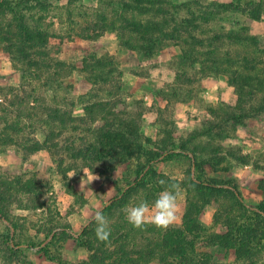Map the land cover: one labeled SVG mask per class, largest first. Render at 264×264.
<instances>
[{"label":"rangeland","instance_id":"obj_1","mask_svg":"<svg viewBox=\"0 0 264 264\" xmlns=\"http://www.w3.org/2000/svg\"><path fill=\"white\" fill-rule=\"evenodd\" d=\"M42 2L48 4L46 11L39 8ZM122 2L123 0H0V30H5L3 33L9 32L8 37L17 49L12 53L16 59L13 60L4 51V44L0 45V130L11 125L15 127L11 133L18 138H44V133L55 127L54 122L48 119L50 110L55 106L67 101L87 103L106 100L111 94L114 97L111 100L116 102L117 109L128 113L126 117L130 115L137 118L143 139L152 150H158L162 140L172 136L178 145L187 140L186 146L199 147L202 154V151H206L208 139L193 136V131L218 123L226 127V131L221 132L218 127L216 132L225 136L224 139L215 137L213 145L221 144L225 151L238 155L248 153L251 164L245 166L237 164L234 159H228L224 164V167H228L227 171H214L209 166L197 170L190 149L175 146L169 153L162 152L164 155L152 164L153 173L142 180L145 187L130 194L128 203L122 208L119 207V200L116 207L103 212L109 219L111 233L126 218V207L141 200L151 205L158 193L171 183H178L180 187L178 221L175 224L181 223L185 206L194 189L191 181L194 180L195 173L202 178L229 180L237 184L250 213L257 211V205L264 199L263 193L258 189L260 181L264 179V112L257 114L255 108L250 106L245 109L249 102L240 104L243 108L238 112L244 116L248 112L250 116L242 118L243 121L246 120V127L233 129L225 118L231 110H235L232 104L237 97L236 89L230 84L231 74L227 65H213L211 60L218 57L217 60L228 58L237 61L232 66L236 69L244 57L251 56L259 61L260 67H264V0H146L144 4L152 6L153 12L145 15L122 9ZM220 3H231L232 7L225 9L220 7ZM119 16L135 18L141 22L161 20L167 23L166 30H173V37L177 38L162 39L153 57L144 58L134 47L139 41L135 33L114 30L113 27L120 26ZM39 18L40 22H37ZM9 24L11 26L6 28ZM28 25H39L50 33L44 49L39 52L37 47L30 51L31 59L43 66L40 69L29 66L24 55L18 52L19 47L29 51L33 46L25 39L24 33L32 30L27 29ZM99 27L113 29L109 28L107 30L111 32H106L107 30ZM71 34L75 36L71 37ZM231 34L234 36L229 38ZM89 35L93 36L91 41L87 39ZM253 37L258 43L252 40ZM214 48L216 52H213ZM95 58H101L105 62L113 83L97 86L90 84L88 77L97 68ZM59 79L66 82L63 84L66 89L59 88ZM46 80L50 83V88L44 87ZM74 91L78 92L77 95H74ZM256 96L254 104L258 103L263 94L257 92ZM64 106L68 107V104ZM47 121L50 126L45 127ZM16 129L21 132L18 134ZM48 139L50 144H59L54 135L48 136ZM92 140V135H89V141L93 142ZM12 147V157L2 159L0 170L7 168V176L10 178L17 175L26 178L35 172L48 174L53 183L54 194L48 198L50 193L47 191L37 200L31 201L32 209L25 208V195H14L13 201L8 203V208L13 213L10 222L0 218V264H58L45 256V250L51 255L62 254L71 262L88 259L91 252L79 241L80 234L88 225L87 221L82 220L75 228L68 222V215L75 211V206L82 207L92 197L87 196L84 189H75V178L72 179L68 173L73 166L79 171L83 163L62 162L65 151L64 148L57 147L52 148V154L48 151L38 152L33 157L29 155L24 161L21 143ZM3 156H7V153ZM200 158L199 156V160ZM111 163L108 158L100 155L91 168L102 170L104 176L115 183V195H120L128 183L136 180L137 171L145 161L142 158L132 159L124 164ZM161 180L166 184L161 185ZM78 183L80 186L86 185L82 178L78 179ZM149 183L153 184L150 192L147 187ZM102 184L96 194L101 198L106 190L105 184ZM72 187L76 196L74 205L71 204L69 194ZM147 194L151 196L149 200L145 198ZM228 202L221 200L224 205H221L219 212L225 213L231 208ZM39 204L45 209H33V206ZM66 208L68 214L63 213ZM214 212L216 213L215 206L207 207L200 220L208 232H224L226 229L222 224L212 222ZM90 215L94 216L93 212L86 213L89 218ZM220 216L219 220H224L225 217ZM244 218L239 219V224ZM258 220L253 216L252 223L255 224ZM10 224L15 225L11 232ZM64 234L71 237H66L63 241ZM197 250L211 254L215 263L264 264V251L251 260H240L236 258L234 250L216 245L204 246L200 243ZM152 264L158 262L154 261Z\"/></svg>","mask_w":264,"mask_h":264},{"label":"trees","instance_id":"obj_2","mask_svg":"<svg viewBox=\"0 0 264 264\" xmlns=\"http://www.w3.org/2000/svg\"><path fill=\"white\" fill-rule=\"evenodd\" d=\"M144 3H146V0H123L121 8L130 10V12L138 11L142 15L152 13V6H149V4L145 5ZM219 5L225 9H231L232 7L231 3H220ZM39 8L41 11H46L48 4L42 2ZM118 19L120 26L113 27L114 30L119 32L128 30L131 33H135L139 41L134 47L137 51L141 52L144 58L153 57L156 53V47L161 43L162 39L177 38L176 36L173 37V30L172 32L166 30L167 23L161 20L141 22L135 18L131 19L122 16H119ZM37 22H40V18ZM39 25L37 27L27 26V29L31 28L32 30L24 33L25 39L27 43L31 42L33 46L30 47L29 51L19 47L18 52L24 55V60L29 63V66L40 69L43 66L39 65L40 62L37 60L31 59L30 51L37 47H39V52L41 49H44L48 43L50 33ZM10 26L9 24L6 28ZM99 28L107 30L111 27ZM2 31L5 30H0V45L4 44L3 48L5 51L9 53L13 60H16L12 54L17 50L16 46L11 38L8 37L9 32L3 33ZM233 36L231 34L229 38ZM87 38L91 39L93 36L89 35ZM252 40L258 43L255 37ZM199 44H202V42L199 41ZM127 47L134 48L130 45ZM213 50V52H216L215 48ZM262 50L264 51V48ZM217 59L211 60V63L213 65H227L228 72L231 74L230 84L235 87L237 96L235 102L232 104L235 110H231L225 120L233 129H236V127H246V120L243 121L242 118L248 116L249 113L247 112L244 116L238 112L243 108L240 104L249 102L247 106L245 105V109L250 106L255 108L254 111L257 114L264 112V67H260L259 61L251 56L244 57L242 63L236 69H233L232 66L237 61H231L228 58L223 60ZM95 63L97 67L94 70L95 73L89 76L88 79L95 84L110 81L111 73L106 69L105 62L101 58H97ZM257 92L263 94V96L258 100L257 104H254L253 100H256ZM117 101L120 103L121 100L117 99ZM116 105V102H112L111 99L89 102L86 105L88 119L96 123L98 139L95 145L89 147L87 156L92 155L93 159L97 162L98 157L103 155L112 162L111 164H124L132 159L143 158L145 164L137 171L136 180L128 183L127 186L129 187L121 190V197L106 206L103 212L112 210L114 206H117L119 200H121L119 207L125 206L131 197L130 194H134L140 187H145L142 180L148 174L153 173V162L160 159L164 153L172 151L175 146L192 151L194 156L193 163L197 170H203L202 168L209 166L214 171H227L228 167H224V164L228 162V159H234L235 162L241 164L251 163L250 156L247 154H234L233 152L225 151L224 146L221 144L213 145L212 141H214L215 137H218L217 139H224L223 137L225 136L220 134V132H216L218 131V127H220L221 132L226 131V127L218 123H212L203 130L193 131V136L207 137L208 139L205 145L206 151H202V154L199 147L189 148L186 146L187 140L181 141L178 145L172 139V136H170V139L165 138L162 140L158 150H152L147 147L146 141L143 139L141 126L137 122V118L130 115L126 117L128 113L117 109ZM48 116V119H51L54 124L67 125L75 120L68 111L58 108L50 110ZM88 119H84L83 121L89 122ZM47 123L50 125L48 121ZM53 135V133L50 134V136ZM12 142H14L12 136L0 133V146H2V149H5L4 146L6 147ZM48 146L46 144V147ZM40 148H42V145L34 142L26 146L25 150L28 153H32ZM199 156L201 157L200 160ZM195 174V176L193 175L195 178L192 177L194 180L191 181L194 189L192 188L193 192L191 191L192 194L188 199L181 223L173 224L167 229L157 228L154 225L135 228L125 218L122 219V223L119 226L114 227L109 240L101 242L96 237V225L93 220L83 229L79 236L80 244L91 252L88 259L77 263L71 262L65 259L64 255H51L47 250L44 251L45 256L49 260L57 261L58 264H152L154 261H157L158 264H221L213 262L211 254L197 250L198 244L201 243L204 246L216 245L223 249L234 250L236 258L240 260H251L261 251H264V199L257 205V211L250 213L251 210L244 203L237 184H233L229 180L222 181L217 178L206 179L199 176L198 173ZM23 177L21 175L13 176L12 178L9 176L0 177V218L8 222H10L9 219L13 214L8 208V203L13 201L14 195L25 193L35 195L38 199L42 191L51 186V177L48 174L44 175L40 172H35L28 178ZM258 186L264 191V179L260 181ZM147 187L150 192L153 184L149 183ZM150 197V194H147L145 198L149 200ZM36 198L32 197L31 201L37 200ZM222 199L228 200L231 206L225 213L219 212L221 205H224V203H221ZM208 205L216 207L213 222L215 224H222L226 229L224 232H208L207 227L200 220L201 214ZM25 206L28 207V205ZM37 206H33V208ZM220 215L225 217L224 220H219ZM253 216L259 219L255 224L252 223ZM241 218H244V221L239 224V219ZM248 219L251 221H248ZM14 227L15 225L13 224L9 227L10 232ZM117 229L122 231L120 232ZM66 235L64 234L65 239L63 241L66 240V237L67 239L71 237L70 235ZM134 235H137V237Z\"/></svg>","mask_w":264,"mask_h":264},{"label":"crops","instance_id":"obj_3","mask_svg":"<svg viewBox=\"0 0 264 264\" xmlns=\"http://www.w3.org/2000/svg\"><path fill=\"white\" fill-rule=\"evenodd\" d=\"M109 31L111 32V30H107L106 32H109ZM72 36H75V35L71 34V37ZM87 39H90V38H87ZM90 41H91V39H90ZM4 51H5V49H4ZM88 81L93 86L106 85V84L113 83L112 80L108 81L107 83L99 82L97 84L93 83L90 80H88ZM48 83H49L48 80H46L44 82V87L45 88H48L50 86V83L49 84ZM46 84H48V85H46ZM58 84H59V88L66 89V87H63V84H66V82H64V81L59 79L58 80ZM47 92L50 93V91H47ZM77 93L78 92L74 91V95H77ZM111 95H110L109 99H113L114 98L113 95L112 96ZM118 99H120V98H118ZM98 101H100V100H98ZM88 103L89 102H87V103H79V102H69V101H67V103H65V104H62V105H59V106H55L58 109L68 111L75 120L72 121L70 124H67V125H62L60 123H56L55 127H57V130L54 127L52 130H49L48 133H44V138H34V139H32V138L28 139L27 138L25 140L22 139V138H18L15 135L13 136V134L11 133V130H15V127L11 126V125L10 126H4L3 129L0 130L1 134H3V132H5L3 135L8 134V135H10V136H12L14 138V142H12L11 144H8L6 147L4 146L5 149H2V146H0L1 147V149H0V165H3L2 164V159L4 157H8V158L12 157L11 155L13 153V150H10V149H12L13 148L12 146L16 145V143H21L22 149H23V156H25L26 158L29 155H30V157H33L38 152L40 153V152H43V151H48V152L51 153L52 152V148L53 147H57V148H61V149L64 148L65 152H63L64 153L63 154V158H61L62 162L72 161V162L75 163L77 161L78 162L80 161V162L83 163V166L79 167L80 168L79 171H76L77 167L73 166V167L69 168L68 173L71 175L72 179L75 178V181L73 182L75 184L74 185L75 189H79V188L84 189L85 192H86V195L87 196H92V197L82 207H79L78 205L75 206V211H72V213L70 215H68V222L71 224V225L70 224L69 225L72 226L73 228H75V226H77V224H80V222H83L82 220H86L88 224L91 221L94 220V216L90 215V218H89V216H86V213H89V211L93 212V214L95 215V212H96L97 209H101L103 211L106 206L111 204L115 199L121 197V194L120 195H115V192H114L115 189H116L115 188V183L110 181L109 177L104 176L102 170H100L97 167L96 168L95 167L91 168V166L96 164V161L93 159L92 155H90L89 157L87 156V151H88L89 147H92V145H95L97 143L98 139H97L96 123L95 122H91V120H89L88 117H87L86 105ZM66 104H68V107L64 106ZM84 119H88L89 122H84L83 121ZM48 126H50V125L49 124H45V127H48ZM67 131H70L72 133H67ZM20 132H21V130H18V134ZM88 132H91V133H88ZM144 132H145V128H144ZM51 133L54 134L55 141L58 142L59 144H56V143L55 144H53V143L50 144V139H48V136L50 137ZM89 135L90 136L92 135V137H93L92 141L93 142L89 141ZM34 142H38L40 145H42V148L37 149L36 151H34L32 153H28L25 150L26 146H28V145H30V144H32ZM46 144H47V146L49 145L50 147L49 146L46 147ZM5 153H7V156H3V154H5ZM246 154L249 156L248 153H246ZM23 159L25 161L24 157H23ZM237 164H241V163L237 162ZM250 164H243V165L247 166V165H250ZM66 170H67V168H66ZM7 172H8L7 168H4L3 171L0 170V177L7 176L8 175ZM71 173H73L74 176H72L73 174H71ZM66 174H67V172H66ZM28 177H26V178H28ZM95 177H96V179H94ZM81 178L86 181V185L80 186L81 184L78 183V179H81ZM92 179H94V180H92ZM102 183L105 184V189H106L105 193H103V198L105 197L104 199L101 198L100 196H96V194L98 192V189L101 188L102 185H103ZM52 184L53 183H52V180H51V186L49 188H45L42 191V193L38 196V198L41 195H44L45 192H47V191H48V193H50L49 194L50 196H48V198H50L51 195L54 194V192L52 190L53 189L52 188ZM128 187L129 186H126L125 189H127ZM73 189L74 188L72 187V190L70 192L68 191L69 194H70V197L72 199L71 200V204L72 205H74V203H76V198H75L76 196H75V192L73 191ZM258 189L264 195V191H262L260 188H258ZM22 195H25L27 197V205H28V207L25 206V208L32 209V205L30 204V201L32 200V197L36 198V196L35 195H30V194H25V193L22 194ZM209 206H212V205H208L207 207H209ZM68 207H70V206H68ZM185 208H186V206H185ZM206 208L204 209V211L206 210ZM44 209H45V207L44 206L41 207L40 205H38L35 208V210H39V211H42ZM184 212H185V209H184ZM184 212H183V215H184ZM63 213L68 214L67 208L65 209V211ZM183 215H182V217H183ZM181 220H182V218H181ZM213 220H214V215H213ZM213 220H212V222H213ZM11 230L13 231V229H11Z\"/></svg>","mask_w":264,"mask_h":264},{"label":"clouds","instance_id":"obj_4","mask_svg":"<svg viewBox=\"0 0 264 264\" xmlns=\"http://www.w3.org/2000/svg\"><path fill=\"white\" fill-rule=\"evenodd\" d=\"M159 183L161 185L166 184L164 180L159 181ZM179 196V184H168L158 193L151 205L147 201L141 200L126 207L124 209L125 217L135 228L154 225L157 228L167 229L178 221ZM94 221L97 239L101 242H107L111 234L110 222L101 209L96 210Z\"/></svg>","mask_w":264,"mask_h":264}]
</instances>
